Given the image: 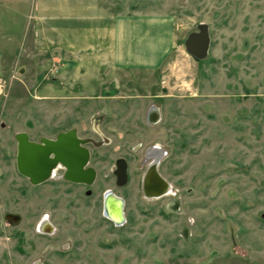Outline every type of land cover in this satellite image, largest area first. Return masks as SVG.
I'll return each mask as SVG.
<instances>
[{
    "label": "rangeland",
    "instance_id": "obj_1",
    "mask_svg": "<svg viewBox=\"0 0 264 264\" xmlns=\"http://www.w3.org/2000/svg\"><path fill=\"white\" fill-rule=\"evenodd\" d=\"M105 14L167 16L163 66L104 71ZM199 24L201 60L183 46ZM70 129L90 140L92 184L65 181L61 166L39 185L18 174L16 133ZM153 148L168 189L149 198ZM108 191L121 226L103 216ZM0 264H264V0H0Z\"/></svg>",
    "mask_w": 264,
    "mask_h": 264
},
{
    "label": "water",
    "instance_id": "obj_2",
    "mask_svg": "<svg viewBox=\"0 0 264 264\" xmlns=\"http://www.w3.org/2000/svg\"><path fill=\"white\" fill-rule=\"evenodd\" d=\"M209 41L207 25L199 24L197 31L187 36L183 46L187 54L194 59L201 60L208 53ZM14 139L16 141V170L19 175L28 179L31 185H39L47 181L57 166L65 169L63 179L68 182L90 185L94 181L96 171L93 167H87L89 150L85 147L90 140L79 138L75 129L60 132L53 139L41 137L38 142L31 141L24 132L16 133ZM113 174L118 186L125 184L127 173L126 162L123 158L115 161ZM108 198H111L117 205H121L119 218L113 220L109 216L105 203L103 215L119 226L124 222L123 200L115 196L113 198L110 193H108Z\"/></svg>",
    "mask_w": 264,
    "mask_h": 264
},
{
    "label": "crops",
    "instance_id": "obj_3",
    "mask_svg": "<svg viewBox=\"0 0 264 264\" xmlns=\"http://www.w3.org/2000/svg\"><path fill=\"white\" fill-rule=\"evenodd\" d=\"M92 2L95 6V1ZM41 9L42 12L45 11L44 7ZM105 16L109 26L105 24L100 27L107 30L109 42L104 43L103 48L95 47L100 55L98 58L104 71L148 73L158 71L163 66L175 46L173 23L167 16L118 15L111 17L108 15L107 17L106 14ZM36 17L58 20V17L46 14ZM65 64L66 61H61V66L56 67V70L83 71L85 68L77 62H74L71 67H65Z\"/></svg>",
    "mask_w": 264,
    "mask_h": 264
},
{
    "label": "flooded vegetation",
    "instance_id": "obj_4",
    "mask_svg": "<svg viewBox=\"0 0 264 264\" xmlns=\"http://www.w3.org/2000/svg\"><path fill=\"white\" fill-rule=\"evenodd\" d=\"M157 116V113L153 110H150L149 114H148V120L149 121H153V119ZM80 138V137H79ZM40 139V138H39ZM38 139V140H39ZM81 139H84V140H89V138H81ZM32 141V140H31ZM34 142H38V141H34ZM88 144H91L90 142H88L87 144H85V147L88 149ZM97 145L96 146H99L100 145V142L99 143H96ZM89 150V149H88ZM89 157H90V152H89ZM147 157L148 158H152L153 162L151 163V165L146 169V171L144 172L143 176H145V174L147 173L148 170H150L149 168L152 166V165H156V163L158 162V159L160 158V153L158 152L157 148H153L151 149L149 152H147ZM117 160V159H116ZM62 167V166H61ZM87 167H91L87 164ZM63 168V167H62ZM115 169V168H114ZM64 171L65 169L63 168L62 169V178H63V174H64ZM114 171V170H113ZM116 178V177H115ZM163 180V179H162ZM66 181V180H65ZM117 181V179H116ZM68 182V181H67ZM71 183V182H69ZM166 183V182H165ZM75 184V183H73ZM80 185H83V184H80ZM159 185L157 182H152V186L150 188H148V190H146V194L147 195H154L157 193V191L160 192V188H158ZM142 188H143V185H142ZM108 193H110L111 195H113V198L114 196L117 197L116 195H114L111 191H108L105 193L104 195V202H103V205L105 203V206H106V209H107V212L109 214V216H111L113 218V220H117L119 218V214H120V209H121V205H117V203H115L111 198H108ZM144 193V192H143ZM145 194V193H144ZM150 198H154V196H151ZM104 216V215H103ZM105 217V216H104ZM122 217V216H121ZM107 220H109L110 222L113 223L112 220L108 219L107 217H105ZM124 223V222H123ZM114 224V223H113ZM115 225V224H114ZM122 225V224H121ZM119 225V226H121ZM40 228L43 229V230H46V231H51V226L49 225V223L47 221H43L40 225ZM49 231V232H50Z\"/></svg>",
    "mask_w": 264,
    "mask_h": 264
},
{
    "label": "bare ground",
    "instance_id": "obj_5",
    "mask_svg": "<svg viewBox=\"0 0 264 264\" xmlns=\"http://www.w3.org/2000/svg\"><path fill=\"white\" fill-rule=\"evenodd\" d=\"M149 169L150 170L147 171V173L145 174L144 179H143V192L149 198L151 196L158 197L159 195L164 194L165 192H167L168 185L159 176H157V175H156L157 177L155 176V172H156L155 164L152 165ZM153 181L158 183V185H159L158 188H160V192L157 191V193L154 194V195H147L146 194V190H148V188H150L152 186V182Z\"/></svg>",
    "mask_w": 264,
    "mask_h": 264
}]
</instances>
